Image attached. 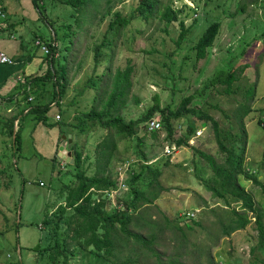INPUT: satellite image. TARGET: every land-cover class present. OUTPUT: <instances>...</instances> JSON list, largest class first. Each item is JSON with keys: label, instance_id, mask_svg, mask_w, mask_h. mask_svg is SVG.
I'll return each instance as SVG.
<instances>
[{"label": "rangeland", "instance_id": "1", "mask_svg": "<svg viewBox=\"0 0 264 264\" xmlns=\"http://www.w3.org/2000/svg\"><path fill=\"white\" fill-rule=\"evenodd\" d=\"M2 1L0 0V4ZM170 1L176 8H181L185 4L193 9L189 12L188 7H185L181 14L185 26L189 27L187 38L172 57L169 54L176 48L172 37H176L180 30L177 21L166 26L164 21L156 18L147 24L142 18L136 17L139 0H113L111 4L112 11L120 10L125 16H133L131 24L119 36L114 62L112 65L109 64L113 67V72L117 68L124 70L128 65L132 67L127 101L120 113L129 121L140 117L146 107L153 104L154 95H157L161 107L166 105L176 107L184 97L192 95L189 107L214 117L223 129H228L230 121L235 120L240 103L245 101V89L249 85H254L256 90L254 98L250 101V111L242 118L248 138L244 165L252 174H256L259 165L263 167V171H259L258 175V180L263 185L246 178L245 175L238 176V183L252 195L254 205L264 209V162L261 163L264 161V128L258 124V118H264V0H251L245 10L237 12L235 11L239 8L238 0H221L222 9L216 6L219 0ZM5 2L6 7L14 11L12 20L8 23L16 25L18 23L17 27L20 28L18 30L15 25L10 32L16 34L25 53L42 59L40 61L37 58L34 62L38 67L42 66L39 70L41 75L47 68V61L44 60L46 50L43 48L45 45L43 39H37L36 35L41 33L46 38L44 41H48L49 26L39 13L34 14V8L30 10L33 7L32 0H20L22 6L19 0ZM46 7L48 10H54L48 5V0ZM206 9L209 13L205 11ZM65 11V6L57 3L56 10L50 17L56 18L55 16L59 15L61 20L63 15H66ZM231 12L235 14L231 16ZM101 16L92 27L90 36L83 37L82 32L77 35V55L79 59L81 55L84 60L76 69L72 68L70 71L68 97L59 105L56 104V100L52 102L54 105L51 103L46 114L48 123L73 122L72 116L76 110L88 111L91 107L92 103L86 99L91 93L87 92L85 98H82L78 91L88 82L94 68L100 71L109 63V60H104L96 68L92 53L85 52L87 46H92L102 39L113 18L110 13ZM196 17L194 25L192 21ZM6 20L9 21V18ZM213 20H220L219 34L209 49L210 54L195 62L196 53L192 47ZM164 28H167L168 32L164 31ZM66 42L70 44L68 39ZM71 49L70 44L69 52ZM74 51L75 45L71 54ZM189 60H194L195 65L192 61L189 63ZM231 63L233 68L244 66V69H238L240 73H237L238 79L232 84L233 92L227 93L224 90L225 84L211 85L210 81L220 69L229 67ZM26 66L25 69L30 70V66L28 64ZM17 73H20L19 70L13 71L0 89L4 91L0 93L3 99L0 102V261L5 264H36L37 255L27 246L38 244L44 217L55 207L57 189L63 187L64 183L73 184L75 181L71 173H66L67 170L74 172V168L59 154L62 135L67 133H62L56 125L48 126L43 122L37 124L32 114H26L27 110L22 116L19 115L27 103L21 95L27 88L25 83L27 77L22 81L18 76H14ZM43 82L45 81L34 85L33 88L28 86L29 89L32 88L28 93L32 94L29 100L33 103H48L54 99L52 82L46 81L47 84ZM74 95L76 98H73ZM136 98L141 104L136 103ZM72 100L74 102L69 106ZM9 106L13 108L12 111L8 110ZM56 114H60V118H55ZM14 117H17L14 121V130L20 127L21 131L20 150L14 148L15 136L10 132L9 123ZM155 118L160 120V114H156ZM201 121L197 114L181 118L175 122L177 130L169 140L165 139L167 132L162 125L157 131L159 138L154 139L146 130L145 123L140 126L136 135L116 139L117 146L108 168L112 176L120 184L123 179L125 185L119 184V187L106 197L107 207L115 208L121 205L120 209H126L125 202L130 199L127 181L131 167L139 169V165L135 163L139 160L136 154L139 137L141 148L146 153V161L158 165L162 171L159 177L161 188L157 190L159 197L145 210L144 219L151 217L158 220L163 228L168 222L172 223L175 220L181 225L185 222L193 223L194 229L189 234V239L196 242L200 249H204L205 246L209 248L213 258L212 264L250 262L264 264V254L259 250H256L255 254L251 253L258 234L253 226L256 220L254 211L244 207L237 197L225 193L231 205L228 207L225 198L216 196L207 188L214 171L210 168L208 160L198 151L201 150L219 160L221 156L211 123L204 127L201 126ZM191 122H195L196 128L200 127L199 135L196 133L192 136L188 145L177 147L172 143V139L183 135ZM69 127L67 130L72 134L71 145L76 144V147L78 145L77 149L81 151L85 161L82 167H87V172L91 175L95 172L97 146L106 136L107 129L96 126L87 135H81ZM57 128L61 132L59 139L56 138L59 132ZM235 131L237 130L233 127V132ZM67 142L66 138L65 146ZM232 209L247 213L251 222L245 228L223 235L218 220L222 218L223 211L228 212ZM193 221H200V224L197 225ZM133 229L140 232L137 225L133 226ZM156 231L158 233L156 238L152 240L148 237V240H152L153 251L149 252V256L142 252L138 264H156L157 257L166 264L174 261H168L169 257L177 258L179 264H209L210 254H203L199 258L197 250H194L192 255L181 252L182 248H177V242L170 229ZM147 233L149 234L150 230ZM192 249L190 246L189 250ZM131 258L129 248H126L117 260L122 262ZM72 264H79V261L74 260Z\"/></svg>", "mask_w": 264, "mask_h": 264}, {"label": "trees", "instance_id": "2", "mask_svg": "<svg viewBox=\"0 0 264 264\" xmlns=\"http://www.w3.org/2000/svg\"><path fill=\"white\" fill-rule=\"evenodd\" d=\"M32 1L41 18L50 29L48 41L46 42L43 34L36 35L37 39H43L48 48L44 59L47 61V68L43 72L44 74L26 79L27 88L24 94L21 95L24 96L27 103L20 114L22 115L28 110L26 114H32L33 118L37 120V124L43 122L48 126H59L62 133L67 132L66 129L69 126L76 134L81 135H87L96 126L107 129L106 136L100 141L96 149L97 156L93 174L89 175L87 167H82L85 161L81 151L77 149V145L73 155L74 163H70L74 168V172L71 170L66 171L67 174H72L75 181L73 184L64 183L63 187L57 189L56 193L58 192L59 196L56 194L55 207L51 212L46 213L41 225L42 234L39 242L30 249L37 255L36 264H72L74 260L79 261V264H138L142 252L149 256V252L153 251L151 241L158 236L156 230L163 231L164 228L172 231L177 242V248H182L181 252H188L192 255L194 250H197L199 251V258L203 254H210L207 246L200 249L196 242L190 241L189 234L194 229L193 223L185 222L184 225H181L178 220H175L172 223L168 222L163 228L158 220H153L151 217L144 219L145 210L159 197V191L157 190L161 188L159 177H161L162 171L158 165L146 161V153L141 148V138L139 137V144L136 147L139 160L135 162L139 165V169L131 167V173L127 181L130 199L125 202L126 209H120L121 205L115 208L107 207L106 197L111 191L117 189L120 184L108 168L110 162H112V153L117 146L115 140L136 135L140 126L146 124L156 114H160L161 125L167 132L166 140L174 136L177 130L175 122L186 116L197 114L199 119H202L201 126L204 127L207 123H211L221 157L219 160L201 150L198 151L208 160L210 168L214 171V176L207 184V188L211 189L216 196L225 198L228 207L231 205L225 193L237 197L236 199L244 207L254 211L256 220L253 222V226L257 229L258 234L251 253L255 254L254 252L259 250L264 254V209L255 206L252 195L238 183V176L245 175L246 178L262 184L258 180V175L259 171H263V167L259 165L256 174H252L250 169L245 168L244 165L248 138L242 118L246 112L250 111V101L255 96L256 87L249 85L245 89V101L240 103V107L235 113V120L230 121L231 124L228 129H223L214 117L203 114L201 110L189 107L192 95L184 97L176 107L171 105L161 107L157 95H154L153 104L148 105L140 117L127 121L120 111L127 101L126 95L131 85L132 67L128 65L124 70L117 68L113 72V67L109 64L112 65L114 62L116 43L121 33L131 24L133 16H125L120 10L112 11L111 4L113 0H48V5L54 10H48L46 7L47 0ZM250 1L238 0L237 5L239 8L235 12L245 10ZM57 3L64 5L66 8V15H63L61 20L59 15L55 16L56 18L50 17L51 13L55 12ZM216 6L222 9V1H217ZM185 7H188L189 12L193 10L185 4L181 8H176L170 0L167 2L164 0H139L136 6V17L142 18L147 24L156 18L164 21L166 26L173 21L178 22L179 33L176 37H172L176 48L170 52V57L176 54L187 38L186 34L189 27L185 26L184 18L181 17ZM205 11L209 13L208 9ZM108 13L113 18L110 20L108 29L104 32L102 39L92 46H87L85 51L89 54L92 53L94 67L96 68L101 65L102 61L109 60L108 65L102 70L98 71L94 68L93 74L88 77V82L78 91L82 98H85L87 92L91 93V95L86 96V99L92 103L90 109L88 111L76 110L72 116L73 122L66 121L62 124L57 121L56 123H48L46 114L51 107V103L56 100V104L59 105L63 99L68 97L70 71L72 68L76 69V66L84 60L81 55V59L77 55L76 38L78 33L82 32L83 37L90 36L92 27L100 19L99 16L104 17ZM234 14L230 13L231 16ZM189 16L191 15L189 14ZM197 17L193 19L192 24L195 23ZM3 27L1 26L0 30ZM220 27V20H213L202 35L198 37L197 42L192 47V50L196 53L195 62L206 58L210 54L209 49L214 45ZM164 31L168 32V29L164 28ZM67 39L72 48L70 52V44L66 42ZM73 45H75V51L71 54ZM186 57L187 55L184 58L186 59ZM190 61L194 62V60H189V63ZM71 65L74 66L71 67ZM168 66L171 68L170 65ZM232 66L231 63L229 67L220 69L210 81V84H225L224 90L227 93H232V84L238 79L237 73H240L239 70L244 69V66L236 68ZM42 81H45L43 84L46 81L47 83L52 82L55 93L54 99L48 103L36 104L29 100L32 94L28 91H31L34 85L42 83ZM28 86H32V88L29 89ZM73 98H76V95ZM73 102L74 100L69 103V106H72ZM136 103L139 105L141 101L136 98ZM16 119L17 117H14L9 123L12 135ZM258 124L264 128L263 117L258 118ZM233 127L237 131L233 132ZM199 128H196L195 122H191L184 130V134L177 139L173 138L172 143L177 147L183 144L188 145L191 137L196 135ZM146 130L150 132L154 139L159 138L158 130L149 131L147 126ZM20 132L19 127L14 137V148L16 150H20ZM60 199L62 200L60 201ZM222 215V218L218 220V224L223 235H229L231 232L245 228L251 222L247 213H240L235 209L228 212L223 211ZM193 222L197 225L200 224V221ZM136 225L139 226L140 232L134 231L133 226ZM148 230H150L149 234L147 233ZM148 237L152 240H148ZM190 246L193 248L192 250H189ZM126 248H129L132 258L119 262L117 257ZM155 254L158 255L157 252ZM157 259L156 264H166L159 257ZM171 260L174 261L170 264H179L177 258L169 257L168 261ZM208 263H213L211 254L208 257ZM250 264L258 263L250 262Z\"/></svg>", "mask_w": 264, "mask_h": 264}, {"label": "crops", "instance_id": "3", "mask_svg": "<svg viewBox=\"0 0 264 264\" xmlns=\"http://www.w3.org/2000/svg\"><path fill=\"white\" fill-rule=\"evenodd\" d=\"M19 3L21 4L20 0H19ZM32 4H33V1H32ZM0 5L2 6V8L4 7L3 10H4L7 18H9V21L6 20L5 26L0 30V49L6 51L14 59V64H12V65H2V64L0 65V89H1L5 85L7 80L11 77L13 71L19 70L20 73H17L14 76H16V77L18 76L19 79H21L23 81L24 77H27L26 79H28L32 76L38 75L40 72L39 70L41 69L42 66L38 67L37 65L34 64V62L36 61V59L38 57L35 55L32 57V54L25 53L24 49L21 48L22 45L18 41L16 34H13V32L12 33L10 32V31H13V29H11V28H13L16 25V23H13V24L8 23L12 20L11 16L14 15V11H12L11 9L6 7L5 0H3ZM21 6H22V4H21ZM26 8H27V6H26ZM33 8L35 10L34 14L39 13L38 10L34 7V5L32 8H30V10H32ZM36 19H38V18H36ZM17 25H18V23H17ZM17 25H16V27H17ZM18 30H20V28H18ZM38 59H40V61L42 60L41 58H38ZM27 64H28V66H30V70L25 69L27 67L26 66ZM42 64H43V61H42ZM26 79H25V83H26ZM2 92H4V91L0 90V93H2ZM2 100L3 99L0 96V102ZM52 105H54V103H52ZM8 110L12 111L13 108L11 106H9ZM19 115H21V114H19ZM21 116H19V117H21ZM51 122H53V121L51 120ZM57 130H59V129L57 128ZM60 130H61V128H60ZM60 130L56 135L57 139H59V137L61 136ZM64 133L68 134L70 132L67 131ZM18 241L20 242V238ZM27 247L29 249H31L33 246H27ZM0 264H5V263L0 261ZM13 264H16V263H13Z\"/></svg>", "mask_w": 264, "mask_h": 264}, {"label": "built area", "instance_id": "4", "mask_svg": "<svg viewBox=\"0 0 264 264\" xmlns=\"http://www.w3.org/2000/svg\"><path fill=\"white\" fill-rule=\"evenodd\" d=\"M6 16L3 8L0 6V19L4 18ZM39 43V41H38ZM44 49L46 50L45 52H48V48L44 47ZM0 63H8V64H12L14 63V61L2 50H0ZM56 118H60V115L57 114ZM146 126L148 128L149 131H155V130H159L161 128V123L158 119L156 118H152L150 120H148L146 122ZM199 131V130H198ZM197 131V134L199 135V132ZM124 182L123 179L121 181V186H124Z\"/></svg>", "mask_w": 264, "mask_h": 264}, {"label": "water", "instance_id": "5", "mask_svg": "<svg viewBox=\"0 0 264 264\" xmlns=\"http://www.w3.org/2000/svg\"><path fill=\"white\" fill-rule=\"evenodd\" d=\"M68 139L67 146H65V140L62 141L61 146L59 147V154L62 156V159L67 162L73 163V153L75 152L76 144L73 146L72 143V134L63 135V139Z\"/></svg>", "mask_w": 264, "mask_h": 264}, {"label": "bare ground", "instance_id": "6", "mask_svg": "<svg viewBox=\"0 0 264 264\" xmlns=\"http://www.w3.org/2000/svg\"><path fill=\"white\" fill-rule=\"evenodd\" d=\"M6 18H7V17L5 16L4 18H1V19H0V27L3 26L4 21L6 20ZM39 43H40V42H39ZM39 43H38V45H39ZM44 47L47 48V46L43 45V48H44ZM0 50H1V49H0ZM2 51H4V50H2ZM4 52H5V53H6V54H7V55H8V56L14 61V59L10 56V54H8L6 51H4ZM1 64H8V63H0V65H1ZM12 64H14V63H12ZM27 111H28V110H27ZM56 115H57V114H56ZM59 115H60V114H59ZM55 118H56V116H55ZM16 131H17V129H16ZM16 131L14 130V136H15ZM63 135H64V134H63ZM63 135H62V137H63ZM63 140H65V139L62 138V141H63ZM62 141H61V144H62Z\"/></svg>", "mask_w": 264, "mask_h": 264}, {"label": "clouds", "instance_id": "7", "mask_svg": "<svg viewBox=\"0 0 264 264\" xmlns=\"http://www.w3.org/2000/svg\"><path fill=\"white\" fill-rule=\"evenodd\" d=\"M153 118H155V117H153ZM157 119V118H156ZM159 120V119H158ZM160 121V120H159ZM161 123V122H160ZM146 125V124H145ZM161 129V128H160ZM201 129H203V128H201ZM197 133V132H196Z\"/></svg>", "mask_w": 264, "mask_h": 264}]
</instances>
